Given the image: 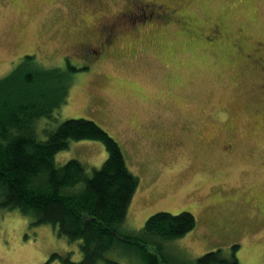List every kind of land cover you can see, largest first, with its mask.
Segmentation results:
<instances>
[{"label":"rangeland","instance_id":"1","mask_svg":"<svg viewBox=\"0 0 264 264\" xmlns=\"http://www.w3.org/2000/svg\"><path fill=\"white\" fill-rule=\"evenodd\" d=\"M126 3L0 0V78L25 55L45 68H63L66 58L83 68L76 55L81 25ZM179 15L183 25L136 23L131 36V28L118 26L111 52L72 73L67 102L36 121V135L46 139L64 120L85 118L119 143L139 179L123 233L138 231L156 212L186 211L196 225L164 242L168 258L192 262L217 249L228 255L239 245L241 264H264V76L246 60L264 38V0H185ZM215 25L221 29L212 38ZM239 101L240 108L247 103L244 110ZM231 141L232 153H222L220 145ZM106 157L99 141L71 140L54 160L61 166L76 159L90 175ZM52 254L82 258L79 241L59 236L51 224L34 225L18 210L0 209V264H43ZM106 256L142 264L128 246Z\"/></svg>","mask_w":264,"mask_h":264},{"label":"trees","instance_id":"2","mask_svg":"<svg viewBox=\"0 0 264 264\" xmlns=\"http://www.w3.org/2000/svg\"><path fill=\"white\" fill-rule=\"evenodd\" d=\"M65 60L63 68H45L34 55H25L0 78V209L18 210L34 225L51 224L59 236L79 241L82 253L79 261L52 254L43 264L54 258L61 264H119L106 256L119 246L130 247L142 264H241L239 245H232L228 255L217 249L192 262L167 257L164 242L195 227L190 212H156L138 231L123 233L139 179L128 169L119 143L95 122L66 119L46 139L37 137L36 121L51 118L67 102L72 73L86 69ZM71 140L101 142L107 157L100 168L87 175L76 159L57 166L56 153Z\"/></svg>","mask_w":264,"mask_h":264},{"label":"flooded vegetation","instance_id":"3","mask_svg":"<svg viewBox=\"0 0 264 264\" xmlns=\"http://www.w3.org/2000/svg\"><path fill=\"white\" fill-rule=\"evenodd\" d=\"M93 1V0H92ZM164 3H157L151 0H126L125 8L117 13H106L99 17H93L88 23L85 21L81 25L79 31V43L77 45L76 55L79 57L80 62L84 63L85 68H89V65L93 61H98L107 55V52H111L109 49L112 47V43L118 39V26L124 25L125 29L128 30L124 34L129 36L135 34L138 31L136 23L143 24L152 20H159L161 23L173 24L179 23L183 25V18L180 13L181 5L184 4L185 0H164ZM176 3V4H175ZM171 4L170 6H166ZM146 10H149L147 13ZM130 17L131 22H126L124 19ZM221 24V23H220ZM221 27L215 25V29L211 30V37L215 38L219 35ZM131 31V32H130ZM122 34V35H124ZM210 38V40H213ZM255 46L252 50V54H246V60L248 61V69L255 68L259 74L264 76V38L256 40ZM63 64H65L63 62ZM264 79V78H263ZM262 90L264 93V81L262 82ZM239 105L238 109H245L247 103L243 101L240 108V101L237 102ZM242 110V111H243ZM242 111L235 113L232 117L236 120L242 115ZM260 114V113H259ZM260 116H263L261 113ZM221 151L224 154H231L233 151V142L222 143L220 145Z\"/></svg>","mask_w":264,"mask_h":264}]
</instances>
